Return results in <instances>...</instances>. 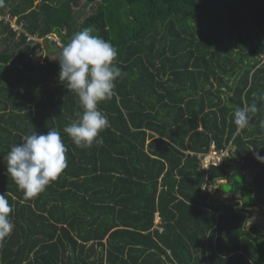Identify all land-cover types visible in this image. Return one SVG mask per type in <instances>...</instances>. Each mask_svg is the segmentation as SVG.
<instances>
[{
  "label": "trees",
  "instance_id": "obj_1",
  "mask_svg": "<svg viewBox=\"0 0 264 264\" xmlns=\"http://www.w3.org/2000/svg\"><path fill=\"white\" fill-rule=\"evenodd\" d=\"M6 12L62 46L17 38L0 20V193L14 224L0 264H264V227L248 223L264 209L254 156L264 157V0H3ZM84 28L117 48L122 76L98 105L103 143L82 149L63 132L82 112L78 96L58 60L34 57ZM253 102L238 128L233 112ZM51 128L68 166L26 199L4 157ZM212 145L229 155L206 170ZM233 166L250 179L217 200Z\"/></svg>",
  "mask_w": 264,
  "mask_h": 264
},
{
  "label": "clouds",
  "instance_id": "obj_2",
  "mask_svg": "<svg viewBox=\"0 0 264 264\" xmlns=\"http://www.w3.org/2000/svg\"><path fill=\"white\" fill-rule=\"evenodd\" d=\"M117 55V48L110 41L94 35L91 28H84L72 36L57 59L60 81L78 96L82 108L77 119L63 129L79 148H90L94 142L98 145L103 143L100 133L109 126V121L98 105L112 98L115 81L122 76V69L117 66ZM257 112L255 102L237 108L233 112L235 125L240 129L247 128L252 115ZM67 151L61 132L56 128L46 133L30 130L22 137V142L14 144L4 157L6 172L26 199L35 197L67 168ZM254 156L264 163V157L258 152ZM11 212L6 193H0V246L14 228L9 217Z\"/></svg>",
  "mask_w": 264,
  "mask_h": 264
},
{
  "label": "built area",
  "instance_id": "obj_3",
  "mask_svg": "<svg viewBox=\"0 0 264 264\" xmlns=\"http://www.w3.org/2000/svg\"><path fill=\"white\" fill-rule=\"evenodd\" d=\"M0 20L5 21L11 27V29L17 34V38L21 36V34H25L27 36V42L41 44L43 45L46 40L53 41L59 46H62L60 39L56 35H50L47 37H42L39 34L32 35L26 29V24L23 21H20L18 17L13 16L10 13L0 14ZM228 150L225 152H218L215 150V146L212 145V151L208 155H201L200 159L202 161L203 168L209 170L212 166H222L224 163V159L228 157ZM161 223V218L159 214L156 215V228L163 231V229L159 225Z\"/></svg>",
  "mask_w": 264,
  "mask_h": 264
},
{
  "label": "rangeland",
  "instance_id": "obj_4",
  "mask_svg": "<svg viewBox=\"0 0 264 264\" xmlns=\"http://www.w3.org/2000/svg\"><path fill=\"white\" fill-rule=\"evenodd\" d=\"M82 4H83V1L80 2L79 5L81 6ZM74 10H77V9L75 8ZM88 10H90L89 7L87 8V11H85L82 14V17H81L82 20L85 19L87 14L91 13ZM44 46H45V44H44ZM43 48H44L43 53L38 54L34 57L35 61H37V62L39 61V62L44 63L45 57H49L52 60H57V58H59V56L62 52V49H57V46L54 44H52V47L50 49H47V47H46V49H45V47H43ZM231 172H232L231 178H229V180H226L227 182L225 180L222 181L223 183L220 185L221 186V192L218 195H216L217 200H220V201L225 200L228 197V195L234 190L235 184L237 182H242L244 178L250 179L249 174L240 173L238 166H233L231 169ZM248 223L250 225L257 224V225L264 227V209H261L259 207L254 208L253 217L249 219Z\"/></svg>",
  "mask_w": 264,
  "mask_h": 264
},
{
  "label": "crops",
  "instance_id": "obj_5",
  "mask_svg": "<svg viewBox=\"0 0 264 264\" xmlns=\"http://www.w3.org/2000/svg\"><path fill=\"white\" fill-rule=\"evenodd\" d=\"M225 181H226V180H225ZM226 182H227V181H226ZM221 183H223V182H221ZM224 195H225V194H224ZM263 232H264V229H262L261 233L264 234Z\"/></svg>",
  "mask_w": 264,
  "mask_h": 264
}]
</instances>
